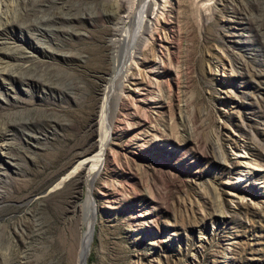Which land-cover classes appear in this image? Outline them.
<instances>
[{"label":"rangeland","instance_id":"374dc122","mask_svg":"<svg viewBox=\"0 0 264 264\" xmlns=\"http://www.w3.org/2000/svg\"><path fill=\"white\" fill-rule=\"evenodd\" d=\"M0 1V264H264V0Z\"/></svg>","mask_w":264,"mask_h":264},{"label":"bare ground","instance_id":"6f19581e","mask_svg":"<svg viewBox=\"0 0 264 264\" xmlns=\"http://www.w3.org/2000/svg\"><path fill=\"white\" fill-rule=\"evenodd\" d=\"M213 1H217V0H207V2H210L211 4L213 3ZM162 2H163L162 0H130L129 12H128L129 15L127 16V19L130 18L131 13H134V11H135V13L138 12L139 14L146 13L145 18L141 17V25H142V28L144 30H148L149 29V31H150V29L152 28V25L154 23V20L158 17V14L161 13L160 10L163 7V5H161ZM0 8H6V3L3 2V1H0ZM4 12H5V10H4ZM138 16H140V15H138ZM124 22H125V20H124ZM118 38L116 39V41L118 40ZM121 39L124 40V42H125L126 37H124V35L121 34ZM119 40H120V38H119ZM139 41H141V40H139ZM120 42H121V40H120ZM121 45H122V43H121ZM142 45H143V43H142ZM140 49H142V48H140L138 46L137 49H133V50H130V51L124 53V56L122 58H119V57L115 58V56H114V59H113V71H114L113 80H114V83H115V81L121 80V76L123 74H125V73L130 71L132 66L137 61V58H139V54H141L140 53L141 52ZM115 55L117 56V54H115ZM126 76L127 75L125 74V76H123V77H126ZM121 82H123V81H121ZM119 84H120V82H119ZM106 87H108V86H106ZM106 98L107 99L104 100L103 103H102V110H101L100 120H99L100 127H101V138H102L101 147L102 148H104V144L107 143L109 138H110V132L107 131V129L109 128L108 127V118H109V116H108V108H109L108 104L110 103V101L112 99V94L111 95L110 94L106 95ZM87 211H88V215H87V218H86V226H87L86 237L84 238V240L80 244V250H79V256H80V259H81L80 264H84V250L86 249V246H87V244L89 242V238H90L91 232H92V217H93L94 208L92 206H90Z\"/></svg>","mask_w":264,"mask_h":264},{"label":"water","instance_id":"95a60500","mask_svg":"<svg viewBox=\"0 0 264 264\" xmlns=\"http://www.w3.org/2000/svg\"><path fill=\"white\" fill-rule=\"evenodd\" d=\"M96 219H97V217H92V232H91V236L89 238V242H88V244L86 246V249L84 250V264H87V259H88L89 253H90L91 244H92V242L94 240V233H95L94 226H95V223H96Z\"/></svg>","mask_w":264,"mask_h":264}]
</instances>
